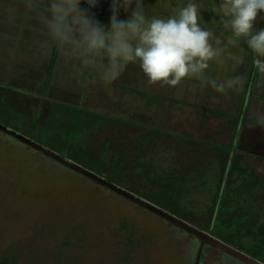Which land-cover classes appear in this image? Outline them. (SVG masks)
<instances>
[{"label":"rangeland","instance_id":"obj_1","mask_svg":"<svg viewBox=\"0 0 264 264\" xmlns=\"http://www.w3.org/2000/svg\"><path fill=\"white\" fill-rule=\"evenodd\" d=\"M189 2L200 8L201 27L227 45L222 56L209 61L205 77L220 83L240 76L241 84L224 93L210 84L201 87L195 78L176 87L149 85L138 63L129 64L116 81L105 84L89 67L66 59L57 48L58 57L45 77L53 48L47 55L49 49L42 46L38 55L24 54V62L33 68L27 74L31 79L25 81L17 74L23 82H0V123L24 135L31 118L40 117L44 125L39 126L36 139L46 148L89 171L111 169L100 176L110 177L111 182L199 229L210 226L211 235L264 263V172L249 162L248 140L240 129L257 98L251 82L257 70L254 56L243 41L229 43L230 30L213 12L219 0H143V9L149 18H167L177 6ZM26 3L39 6L42 2L2 0L0 19H12L14 13V24L17 11ZM94 8L96 12L87 9L90 15L110 26L111 0H98ZM128 15L121 9L119 19ZM10 27L16 45L24 50L28 27L24 19ZM255 28H264V20L258 19ZM99 112L105 115L101 120L109 116L111 122L91 139ZM93 146L92 152L99 154L94 164L80 151ZM145 172L159 187L145 180ZM124 220L138 237H147L142 248L145 264H189L199 253L201 244L193 234L0 129V264L11 249L16 251V264L33 260L66 264L71 255L55 249L65 247L70 223L78 235L81 231L90 235L84 241L85 251L78 252L81 264H108L102 259L108 244H117L123 235L96 238L102 230L119 232ZM202 261L244 264L212 246Z\"/></svg>","mask_w":264,"mask_h":264},{"label":"clouds","instance_id":"obj_2","mask_svg":"<svg viewBox=\"0 0 264 264\" xmlns=\"http://www.w3.org/2000/svg\"><path fill=\"white\" fill-rule=\"evenodd\" d=\"M81 2L48 0L39 18L48 40L64 57L80 61L105 84L116 81L131 63L139 64L149 85L176 87L187 78H195L200 80L201 87L210 84L224 93L242 83L240 76L220 83L205 77L209 61L222 56L227 45L201 27L197 4L177 6L167 18H149L143 0H111L110 26H105L82 9ZM84 2L94 8L98 0ZM32 6L29 3L28 7ZM121 9L129 14L126 20L119 19ZM213 12L230 30L229 43L243 41L254 56L253 66L264 73V28H255L258 19L264 20L260 16L264 0H219ZM258 123L264 125V120Z\"/></svg>","mask_w":264,"mask_h":264},{"label":"trees","instance_id":"obj_3","mask_svg":"<svg viewBox=\"0 0 264 264\" xmlns=\"http://www.w3.org/2000/svg\"><path fill=\"white\" fill-rule=\"evenodd\" d=\"M0 1H2V0H0ZM17 1H20V0H17ZM41 2H42L41 5H39V6L33 5L31 8L28 7L29 3H26V6H23L24 8L21 7L20 10L17 11L15 20L17 22H22V20L24 19V23L26 24V26H28L24 32V36L26 37V39H24V41H26V44H24V45H26L24 47V54H26V55H30V54L38 55L39 49L42 46H45L49 49L47 52H49L53 48V53L51 54V66L48 69V74H50V72L53 68V64L55 62L56 55L58 57V54H57L58 52L56 54H54L56 47L53 44L50 45L51 41L48 40L44 26L41 23L40 18H39L40 17V11L47 4L48 0H41ZM85 4H87V3L84 2V0H82V2H81V8L82 9H88L89 11L96 12L95 8H89V5L87 4V6H85ZM19 5L21 6L22 4H19ZM99 16H100V18H102V14H100ZM13 35H14V32H12L11 39L8 40L9 43L10 42L14 43V40H16V38ZM2 42H1V44H2ZM12 64H13L12 65V68H13L12 72H15L14 74H19V78L24 77L25 81L31 79L30 76L27 75L31 71V68H32L31 65H28L25 62L20 63L19 60H17V59L14 60L12 62ZM27 69H28V71H27ZM255 73L256 72H254L252 74V77L254 76ZM32 81H34V80H32ZM7 110H9V109H7ZM96 116L98 118H97V122H96L97 124L95 125V131H90V133H89V135H91L90 136L91 139H93V138L95 139L96 136L99 137L100 134H102L105 131V126L108 124V122H111V120H110L111 118L109 116H108V120H106V119L101 120V118L105 117L104 113L99 112L96 114ZM40 120H41V118L38 116H36L35 118L32 117L31 120L28 122V125H27V126H29V129L28 130L26 129V131H29V132L24 131V136L29 138L30 140L42 145V146H44L43 144H41L39 142V140L36 139L38 137L39 131L41 129L39 126L44 125V123L41 124ZM2 124L4 126L8 127L5 123H2ZM96 126H100V127L96 128ZM93 134H97V135L95 136ZM25 144H27V143H25ZM64 147H66V145H64ZM93 147H90V148L89 147H82L81 149L80 148L79 149L82 153L87 154L90 162H92L94 164L96 159H99L98 158L99 154L93 153L92 149L99 148V146L95 145L96 148L95 147L93 148ZM128 150H129V148H128ZM52 151H54V150H52ZM54 152L58 153L57 151H54ZM59 155H61V154H59ZM65 158H68L70 160L72 159L70 157H65ZM83 160L86 161L85 159H83ZM94 168H95V166H94ZM90 170L93 171L94 173L98 174V175H101L102 172L108 173L111 169L108 168L107 170H100L98 168L97 170H93L90 168ZM145 175L148 176V178H146L145 180H148V182H150V183H155L159 187V185H158L159 182L157 181L158 182V184H157L156 179H152L151 177H149V174H146V172H145ZM106 180L108 182H111L110 177H107ZM111 183H114V184L120 186L119 183H116V182H111ZM98 184H100V183H98ZM144 187H145L144 190L148 191L146 186H144ZM126 190L133 193L132 191H130V189H126ZM133 194L136 195L135 193H133ZM136 196H138V195H136ZM138 197H141V196H138ZM141 198H143V197H141ZM143 199H145L149 202H152L156 205V203L150 199H146V198H143ZM210 212H211V219H213V216L215 214L214 209H211ZM211 219H210V221H211ZM127 223H128V221L126 222L125 220L120 222L119 232H117L115 229H106V230L100 231L98 237L96 238V241L102 240V237H104V239H106L109 234H114V235L115 234H121V235H123V237L121 239H119V242L117 244H108L107 254H105V257L102 258L104 262L109 260L108 264H142V263L145 264L146 263V261L144 262L145 258L143 256H145V255L142 252L143 251L142 248H143V245H145L148 242V240H146L147 237L145 235L138 237L137 232L132 227V225L130 223H128V224ZM69 225L71 228V230L70 229L68 230L70 237H68V238L66 237L65 247L62 249L56 248L55 250H58L57 251L58 253L61 252L64 254V252H66V253H69L71 255V257L65 258L64 261L66 262V264H81L82 263V262H80L81 253H78V252L85 251L86 247L84 246V241L85 242L89 241L87 239H90V235L87 234V231H84V232L81 231L78 235L77 228H75L74 223H70ZM43 228H45V226H43ZM47 228L52 229V227H47ZM202 229L205 231H208L210 233L213 231V229L210 226H207V227L203 226ZM195 238H196V240H198V242H200L197 237H195ZM75 241H77L76 244H78V245H76V250L73 251L71 248H72V246L75 245L74 244ZM208 249H209V246L205 245L203 250H202V253L201 254L198 253V255L194 261H193L194 257L193 258L191 257L189 259V264H197V263L201 264L203 262L202 261V255L204 253H206L208 251ZM16 250L18 251L17 248H16ZM194 250L196 252V250H197L196 247L194 248ZM8 253L9 254L7 255V257L6 258L4 257L3 260L1 261V264H16L17 263L16 251L11 249V251H9ZM224 255L227 256L228 258L233 259L234 261L238 260L226 252H224ZM240 263H244V262L240 261ZM29 264H38V263L33 260ZM40 264H44V262H41ZM60 264H63V262L62 263L60 262ZM244 264H246V263H244Z\"/></svg>","mask_w":264,"mask_h":264},{"label":"crops","instance_id":"obj_4","mask_svg":"<svg viewBox=\"0 0 264 264\" xmlns=\"http://www.w3.org/2000/svg\"><path fill=\"white\" fill-rule=\"evenodd\" d=\"M10 9L12 8L9 7V9H7L8 12ZM9 14L10 13H8L6 16H8ZM10 15H12L13 19L14 13ZM12 19L5 18L3 20L2 17L0 19V82L9 81L13 83L12 85H14L15 82L20 83L23 81H20V79L17 78V74H12L9 79V76L12 73V62L17 59L20 63H24V50L16 45L15 41H18L17 39L14 40V43L8 42V40H10L12 37V32L8 30L9 28H11L10 26H14L16 25V23L20 25L22 23L17 22L16 20L15 23V21L13 20L14 24H12ZM46 54L49 55L48 52ZM47 76H50V74H48V69L45 77ZM251 82L252 85L254 84V89L252 91L256 93L257 98L254 105L252 104V106L250 107L247 114V119L244 124L242 123L243 126H241L240 129L242 130L243 136L247 137L248 140V147L250 150L248 156L251 157L249 162L258 165L260 170L264 172V169L261 168V166H263L262 164H264V125H260L258 123L260 120H264V73L256 70V73L252 77ZM21 85L24 84L21 83ZM2 99L4 101V95H2ZM257 99H259V101L261 102L258 103ZM261 151H263V153H260Z\"/></svg>","mask_w":264,"mask_h":264},{"label":"water","instance_id":"obj_5","mask_svg":"<svg viewBox=\"0 0 264 264\" xmlns=\"http://www.w3.org/2000/svg\"><path fill=\"white\" fill-rule=\"evenodd\" d=\"M0 129H2L4 132L14 136L15 138L27 143L28 145H30L31 147L41 151L42 153L46 154L47 156L55 159L56 161L76 170L79 173H82L83 175L87 176L88 178L114 190L115 192H117L118 194L124 196L125 198L143 206L144 208L154 212L155 214L167 219L168 221H170L172 224L184 229L185 231L193 234L194 236H196L199 240H200V250L199 253H202V250L204 248L205 245H209L215 248H218L226 253H228L229 255L235 257L236 259L246 263V264H264L263 262L254 259L252 257H250L249 255L245 254L244 252L235 249L234 247H232L231 245L221 241L220 239L214 237L213 235H211L208 232H205L203 230H200L192 225H190L189 223L181 220L180 218L176 217L175 215L169 213L168 211L158 207L157 205H155L152 202H149L141 197H138L136 195H134L133 193L127 191L126 189L108 182L105 178H103L102 176L91 172L85 168H83L82 166L74 163L72 160H68L64 157H62L61 155H59L58 153L30 140L29 138L25 137L22 134H19L16 131L11 130L10 128L4 126L3 124L0 123ZM199 264V263H197Z\"/></svg>","mask_w":264,"mask_h":264}]
</instances>
